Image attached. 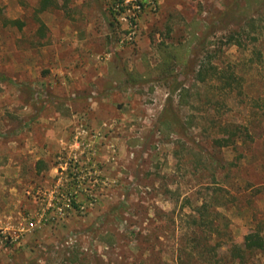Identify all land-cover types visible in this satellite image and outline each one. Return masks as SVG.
Segmentation results:
<instances>
[{"label":"rangeland","instance_id":"obj_1","mask_svg":"<svg viewBox=\"0 0 264 264\" xmlns=\"http://www.w3.org/2000/svg\"><path fill=\"white\" fill-rule=\"evenodd\" d=\"M38 1L0 0V264L230 259L193 230L198 210L241 247L264 232V0H54L35 13ZM245 18L243 48L228 44ZM216 65L239 84L220 88ZM187 118L185 134L167 129ZM216 119L250 133L217 153V173L204 153L216 158Z\"/></svg>","mask_w":264,"mask_h":264},{"label":"trees","instance_id":"obj_2","mask_svg":"<svg viewBox=\"0 0 264 264\" xmlns=\"http://www.w3.org/2000/svg\"><path fill=\"white\" fill-rule=\"evenodd\" d=\"M124 0H116V3H122ZM259 1V0H258ZM145 0L136 1V3L139 5L141 9H143ZM116 3H113L116 4ZM55 5L54 0H39L37 3V7L35 8V13H40L48 9V7ZM124 9L123 7H121ZM234 8L238 9V4L235 5ZM234 8H231L222 15V19L226 17V15H229V13L234 12ZM236 12V11H235ZM230 13V14H231ZM37 20L38 17H36ZM243 23H237L236 30L235 29H229L227 35H226V42L228 44L236 45L238 48H243V37L239 33L243 29L244 26L248 25L250 27L255 26L254 20L251 18H245ZM4 25H12L17 27L18 29H21L23 26V21L20 19H3ZM43 28L44 25L41 22L38 27V32H40L43 35ZM257 56V60L259 61L261 58V52L259 50H256L254 52ZM213 70L210 74H214L216 77V81H219L222 86L220 88H225L227 86H231L232 83L239 84V80L241 76H239L234 69L232 68H220L216 65V67H211ZM209 68L202 66L198 71H196V78L200 80L201 82H206L207 75L209 73ZM207 83V82H206ZM178 90L181 92L180 97L183 98L185 95L188 94V90L185 87H179ZM256 100V99H255ZM225 104L224 100H218L216 99V108H219L220 106H223ZM217 120V119H216ZM180 122V121H179ZM176 119H169V121L166 122L167 129L169 132H174L179 135L185 134L187 128L191 124V118H187L185 121L179 123ZM216 128H217V135L216 137H213L211 139L212 146L216 147V158L209 154L206 150H204L205 156L210 160L209 163L213 164L216 163V173L218 169H224V163L221 160L219 156H217V153L222 148H228V147H235L239 142H244L245 138L250 137V133L248 131L247 125L243 123H235L230 121H223L221 119H218L216 121ZM187 134V133H186ZM176 143L180 142V139H175ZM197 162L202 159V157H197ZM42 164V161H38L37 163ZM41 166V165H40ZM212 169H214V165H211ZM223 186L216 187V190H222ZM221 198H223V195L219 194L216 191V207L218 206H224L225 203ZM205 211L198 210V216L192 215V223L196 224V227L193 229L194 231H201V232H208L207 234L215 233L216 234V247H221L224 242H227L229 245V256L231 257L228 260L223 261L220 257H216V263L215 264H239L244 263L247 258L252 255L255 252L263 253L264 254V232L263 229L259 226L254 227L249 232V240L244 244L243 247L240 245L233 243L230 240L229 231L227 229V224L224 221V217L222 216L219 219H222L221 225H219L218 221L216 220V227H210L211 222L207 220V215L204 214ZM220 215L219 212L216 211V216L218 217ZM199 220V221H198ZM204 226V229H201L200 226ZM226 238V241H221ZM204 250V249H202ZM209 251L204 250L201 254L204 257V260L207 264H212L208 255Z\"/></svg>","mask_w":264,"mask_h":264},{"label":"built area","instance_id":"obj_3","mask_svg":"<svg viewBox=\"0 0 264 264\" xmlns=\"http://www.w3.org/2000/svg\"><path fill=\"white\" fill-rule=\"evenodd\" d=\"M136 7L139 9V5L137 4Z\"/></svg>","mask_w":264,"mask_h":264}]
</instances>
